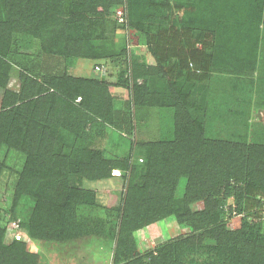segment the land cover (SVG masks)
I'll return each instance as SVG.
<instances>
[{
    "label": "rangeland",
    "instance_id": "1",
    "mask_svg": "<svg viewBox=\"0 0 264 264\" xmlns=\"http://www.w3.org/2000/svg\"><path fill=\"white\" fill-rule=\"evenodd\" d=\"M26 1L31 4L32 15L23 12L26 4L23 8L21 4L18 7L19 14L6 20L11 9L10 0H0V16L6 22L5 24L0 19V58L9 63L2 68L6 83L0 86V113L18 105L21 93L25 96L32 92L36 98H42L47 95L48 89L49 93L52 91L46 84L44 88L47 90L40 92L42 80L34 78L28 81L31 77L9 62L10 57L5 52H16L18 57L27 60L35 56L41 61L51 49L68 48L65 39L70 34L66 31L65 15H55L54 23L50 26L47 22L38 23L36 19H44L47 13L45 2H40V12L39 4L31 0ZM126 1L122 0L117 4L114 11H105V20L100 17L104 9L97 5L96 10L100 12L97 24L86 30L90 36L89 43L94 48H105L107 56L98 61L99 65L104 66V73L98 85L102 83V90H106L108 94L103 91L100 94L95 93L96 89L92 91L97 102L102 95L98 109H102L100 115L104 120L101 121L97 116L92 119V115L85 113L80 97L69 100L77 109H54L56 114L52 117L47 132L48 139L52 142L41 143L43 150L49 153L41 157V162L44 163L37 169L31 161L29 162L31 156H27V153L6 146L5 142L0 144V229L4 228L2 240L5 245L14 241L23 244V250L30 256L33 255V264H151L146 256L149 250L161 242L171 241L189 231L188 226L180 224L171 213L127 233L125 240H122L124 245L117 249L115 230L119 221L120 204L127 194L129 184L138 182L136 173L133 174L130 169L134 165L139 167L144 158L145 148L138 143L157 139L171 140L175 137V130L180 132V123L188 125L201 121L206 138L232 141L240 146L250 143H255V146L264 144V0H239V3H249L248 16L244 12L236 15L241 6L235 5L238 0H231L230 3H233L225 10L220 8L223 0H208L211 6L203 5L206 12L213 13V17L221 18L222 11L232 17L227 16L226 19L211 24V29L214 30L216 62L204 82L184 80L187 101L181 102L182 106L176 119L175 111L158 98L162 92L169 91V82L162 66L151 63L149 59L147 31L144 28L147 23L145 22L143 27L141 23L122 26L128 13ZM202 1L170 0V3L177 2L189 8L192 4L194 8L190 15L182 12L176 14H182L184 19L190 21L195 18L202 23V18L193 16V12L202 7ZM138 3L143 9L148 6L147 0H131L133 8ZM12 21L16 23L13 27L16 26L15 29H18L21 37L18 44L12 43L7 47L11 33L9 25ZM148 23L153 26L152 21ZM164 25L168 23H162L161 26ZM196 45L200 47V42ZM87 49L91 50L90 47ZM217 50H220L218 54ZM95 51L94 54L98 57L100 53ZM111 53L112 56H109ZM25 55L27 56L24 57ZM59 59L64 60L59 70L62 74L60 78L65 77L67 80L66 77H96L91 70L95 63H98L94 60L72 56ZM35 82L38 86L33 87ZM88 88L89 86L85 87L86 90ZM12 94L15 95L14 98ZM5 98L15 102L8 104ZM147 103L150 105L146 107ZM137 105L142 106L139 111H136ZM131 107L137 113V118L133 120L132 133L116 129L112 121L114 109L128 112ZM145 111L147 114L142 115ZM94 112L99 115L97 111ZM13 135L17 136L16 133ZM53 153L60 163L54 162ZM22 175H26V179H21ZM154 179L153 177L149 181L152 187L149 192L144 188L140 189L134 194L135 198L132 199L131 195L128 197V203L131 204L135 199L133 206H143L148 196L163 204L161 199L165 195L168 197L170 182L167 180L163 185L157 186ZM23 181L24 184L35 185L38 195L36 198L23 194L16 199L17 187ZM186 185V178H180L172 197L181 198ZM234 185L243 187L242 183ZM68 193H71L70 201L74 206V216L71 218L78 219L72 221L75 225L69 232L72 234L77 230L78 236L56 239L49 234V238H39L29 235L25 228L20 227L17 228L20 240L11 236L10 232L16 231L12 225L13 221H26L38 198L40 202L48 204L49 208L52 203H63ZM83 200V204L79 203ZM203 202L202 199L192 201L188 208L193 212L200 211L203 209ZM56 207L50 211H54ZM242 217L244 216L236 210L234 197H226L219 215L225 227L233 229L242 226L244 233L257 238L256 233L259 232L257 239H264V213L259 219L246 218L249 223L241 222ZM54 218H58L55 211L51 220ZM255 221L259 223L258 226L253 224ZM201 237L199 242L198 237L191 239L193 245L185 248L183 264H204V261L214 259L215 252L211 247L214 245L213 239L207 235ZM7 256L8 252L2 255L1 261Z\"/></svg>",
    "mask_w": 264,
    "mask_h": 264
},
{
    "label": "trees",
    "instance_id": "2",
    "mask_svg": "<svg viewBox=\"0 0 264 264\" xmlns=\"http://www.w3.org/2000/svg\"><path fill=\"white\" fill-rule=\"evenodd\" d=\"M31 1L39 4V10H41L40 2L42 0ZM43 1L47 13L44 19L36 20L38 23L47 22L50 26L54 23L55 15L64 14L66 31L70 34L65 39L68 42V48L63 47V50L51 49L47 51L45 58L41 61L35 56H33L34 59H23L18 57L16 52H5V54L10 57L9 62L11 61L13 65L31 77L28 78V81L34 78L42 80L40 92L47 90L46 87L44 88L46 84L52 91L49 93L48 89L47 95L42 98H36L32 92L25 96L21 93L18 97L20 101L18 105L10 107L9 110H2L0 113V144L5 142L6 146H12L25 152V154L27 153V156H31L29 162H32L35 169L44 163L41 162L43 160L41 157L45 156V153L46 155L49 153L43 150L41 143L44 141L52 142L48 139L47 132L50 127L49 123L56 114L54 109L57 110V107L58 109L59 107L60 109L65 107L77 109L69 103V100L80 97L81 107L85 113L88 112L92 115V119L97 116L101 118V121L104 120L103 116L100 115L102 109H98L102 102V95L98 98L99 103L94 99L92 91L96 89L95 93L100 94L103 91L106 95L108 94L106 90H102V83L98 85L104 73V66L99 65V62L107 56L105 55V48H94L89 43L90 36L86 30L97 24L96 20L100 15V12L96 10L97 5L104 9L100 15L103 19L104 12L114 11L116 5L122 0ZM137 1L140 2L141 0ZM147 1L148 6L143 9L142 6L139 7L140 3L133 8L131 0H127L128 13L125 16V24L122 26L141 23L143 27L144 23H147L144 28L147 31L149 59L151 63L154 62L155 65L160 64L162 66L169 82V91L162 92L158 98L165 101L169 108L175 111L174 119H176L182 106L181 102L187 101L188 95L185 91L186 81L184 80L204 82L208 79L209 70L216 62L214 61L217 58L213 44L214 30L211 29V24L215 21L220 22L221 19L224 20L229 15L222 11L221 18L213 17V13L211 14V11L206 12L203 7V5L211 6L208 4V0H201L202 7L193 12V16L204 20L201 23L195 18L190 21L184 19L182 14H176V12H182L185 15H190L194 8L192 4L189 8L187 5L177 2L170 3V0ZM230 1L223 0L220 8L225 10L227 6L233 3ZM6 3L7 1L3 5L6 6ZM21 4L22 8L26 4L23 12L28 15L33 14L31 4L26 0H10L9 7L11 9H9V17L6 20L13 19L19 14L18 7ZM239 4L241 6H239L236 15L244 12L248 16L249 3L247 1L239 3L238 0L235 5ZM183 7L185 8L182 9ZM0 19H2L1 16ZM30 19L35 18L30 17ZM2 20L4 21V19ZM150 21L153 22V26L152 23L151 25L148 23ZM10 23V42H8L7 47L11 46L12 43L18 44V39L21 37L18 29H15L16 26L13 27V24L16 23L14 21ZM162 23H168V25L163 27L161 26ZM159 24L161 25L159 26ZM141 26L139 27L141 28ZM197 42H200V47L196 45ZM88 47L91 50L87 49ZM95 50L100 53L98 57L97 54H94L96 53ZM218 52L220 50L216 51L217 54ZM71 56L84 60L90 59L95 62L99 61L91 69L96 77H80L83 79L66 77L67 80L65 77L60 78L62 74L59 70L64 60L59 58L68 59ZM109 56H112V53ZM5 64L8 65L9 63L0 58V86L6 83L2 69ZM32 85L35 87L38 86V83L35 82ZM88 86L89 90H86L85 87ZM14 96L12 94L13 98ZM5 102L13 104L15 101L5 98ZM149 105L147 103L146 107ZM137 106L136 111H139V107L142 106ZM140 109L142 110V108ZM94 110L99 115L95 114ZM129 110L131 112L115 109L113 111V126L118 130H124L126 133H132L133 120L135 117L137 118L135 110L133 111L132 107ZM143 114L146 115L147 111L142 112ZM203 126L201 121L188 125L180 123V132L177 133L175 130V137L171 140L157 139L156 141L148 140V142L138 143L145 148L144 158L139 167L134 165L130 169L133 174L136 173L135 178L138 182L137 184H129L127 194L120 204L119 221L115 230L117 249L124 245L122 240H125L127 233L172 213L180 224L188 226L189 231L171 241L161 242L149 250L146 256H148V261L151 264H183L185 248L193 245L191 239L198 237L199 242L203 235L211 237L214 241V245L211 247L214 248L215 255L212 261L209 260L211 261L210 264H264V239H257L259 232L256 233L257 238H254L255 236L244 233L242 226L228 229L225 227L224 221L219 218L224 199L230 195L235 199L237 212L244 216L241 218V222L249 223L246 218L253 220L262 217L264 213V144L255 146V143H250L247 146H240V144L232 141L206 138L203 135ZM14 133L17 136H14ZM52 158L56 164L60 163L54 153ZM87 169L89 168L87 167ZM21 177V179H26L27 176L22 175ZM88 177L92 178L91 176ZM153 177L156 179L155 185L157 186L163 185L167 180L170 182V196L165 195L161 199L164 203L160 204L161 201H157L156 198L153 200L148 196H146L148 198L146 203L142 202L144 203L143 206H133L135 199L131 204L128 203V197L131 195L132 199L135 198L134 194H137L140 189L144 188L149 192V189L152 188L149 181ZM180 178H186L187 185L181 198H173V191ZM24 183L23 181L18 185L16 199H19L23 194L36 198L38 195L35 191V185ZM241 183L243 187L234 185ZM70 194H67L63 203H52L49 208L48 204L40 202L38 198L26 221L17 222L18 228H25L29 235L39 238H49L50 235L56 239L67 238L66 236L72 235L78 236L77 230L72 234L69 232V229L71 231L75 225L72 221L78 220L71 218L74 216V206L71 204ZM199 199L204 201L203 209L197 212L191 211L188 208L189 203ZM79 203L83 204L84 200ZM74 205L76 206V203ZM55 207L54 211L58 218L51 220L54 211L50 210ZM253 224L258 226L259 223L255 221ZM3 230L4 228L0 229V264L7 262L9 264H33V255L27 254L23 250V244H20L19 241H14L9 245L3 243ZM6 252H8V256L1 261L2 255H5ZM209 261H204V264H209Z\"/></svg>",
    "mask_w": 264,
    "mask_h": 264
},
{
    "label": "built area",
    "instance_id": "3",
    "mask_svg": "<svg viewBox=\"0 0 264 264\" xmlns=\"http://www.w3.org/2000/svg\"><path fill=\"white\" fill-rule=\"evenodd\" d=\"M96 68H97V67H96ZM12 225H13V228L16 229V231H12V232H10L11 236H12L15 240H20L21 236H20L19 231L17 230V228H18V224H17V222H14V221H13Z\"/></svg>",
    "mask_w": 264,
    "mask_h": 264
}]
</instances>
